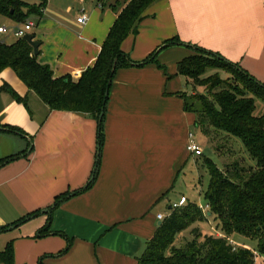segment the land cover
I'll return each instance as SVG.
<instances>
[{
	"label": "crops",
	"instance_id": "0c3cea01",
	"mask_svg": "<svg viewBox=\"0 0 264 264\" xmlns=\"http://www.w3.org/2000/svg\"><path fill=\"white\" fill-rule=\"evenodd\" d=\"M73 3L46 2L41 16L30 18L33 25L26 27L40 42L37 61L54 77L76 80L95 62L117 13L98 0L86 8L85 0L76 9ZM82 9L88 17L84 24L76 20ZM172 37L221 55L264 84V0H158L120 47L141 61ZM193 53L173 44L154 62L116 68L98 149L95 117L50 110L11 68L0 71V86L7 84L23 98L0 91V125L21 131L0 130V159L19 155L0 167V227L11 230L60 194L81 189L98 150L91 186L59 202L48 234H36L38 249L31 255L52 254L45 264H136L162 220L158 214H168L158 205L192 155L186 147L195 114L184 109V98L194 92L188 94L193 88L176 67ZM176 201L167 199V208ZM37 215L32 222L38 233L48 215Z\"/></svg>",
	"mask_w": 264,
	"mask_h": 264
},
{
	"label": "trees",
	"instance_id": "16d2710c",
	"mask_svg": "<svg viewBox=\"0 0 264 264\" xmlns=\"http://www.w3.org/2000/svg\"><path fill=\"white\" fill-rule=\"evenodd\" d=\"M157 1L98 0V5H108L117 16L101 44L95 62L76 80L70 75L54 77L51 68L37 61L32 46L22 37L11 43L0 40V71L11 68L26 88L33 91L50 110L86 113L95 117L97 122L103 110L101 122L98 123L97 139L100 146L102 121L108 100L105 92L108 90L109 94L116 68L154 62L162 49L173 44L192 48L194 53L177 63L176 72L183 75L190 85L193 84L188 79L193 78L194 85L202 86L206 94L195 92L184 98V109L195 114L194 126L204 136H211V140L240 141L248 157L255 162V167L248 165L240 155L225 163L223 168H219L212 159L204 158V166L209 175L207 187L203 191L207 214L188 199L179 207H170L168 214L146 242L136 264H254V253L248 248L234 247L228 238L232 234H239L255 240L257 254L264 257V114H255V99L264 102V84L221 55L182 43L176 37L166 39L143 60H131L120 45L128 35L137 33L146 10ZM46 2L37 0L33 5H28L24 0H0V15L18 26L26 25L30 18L41 16ZM114 59L115 68L111 72ZM207 69L215 71L199 78ZM219 71L227 73L237 82L232 84L221 78ZM1 90L10 92L17 100H23L7 84L1 85ZM194 102H198V106ZM4 128L21 132L13 127ZM214 149L218 153L219 146ZM17 156L1 158L0 167ZM95 173L96 168L81 189L56 197L46 212L47 224L40 229L38 236L48 232L51 213L59 202L87 190ZM37 214H40V210L20 218L15 224L19 225ZM207 216H214L218 221L222 236L202 237L198 228L192 227L195 222L207 219ZM6 228L0 227V231ZM186 231H189L191 238L176 244L179 235ZM0 262L13 264L11 243L8 242L0 251Z\"/></svg>",
	"mask_w": 264,
	"mask_h": 264
},
{
	"label": "rangeland",
	"instance_id": "374dc122",
	"mask_svg": "<svg viewBox=\"0 0 264 264\" xmlns=\"http://www.w3.org/2000/svg\"><path fill=\"white\" fill-rule=\"evenodd\" d=\"M24 1L28 5H33L37 0ZM48 1L56 0H47V2ZM67 1L71 2V4L72 2H74V8L76 9V7L80 6L79 2L81 3V1L84 0ZM95 1L96 0H85V4L83 5L84 8L89 6V3L91 4ZM71 16L74 20V12H72ZM0 26L6 27V31L2 34V39L5 42H9L10 40L16 38L12 31L13 28H16V24L12 22L9 18L0 15ZM20 28L21 30H23V33H27L28 28L26 27V25H22L20 26ZM214 71L215 70L207 69L204 73L200 74L199 78H203L211 73H214ZM219 73L220 77L225 79L226 81L232 84H235L237 82L236 79L232 78L227 73H224L222 71H219ZM188 81L193 84L191 86H195V88H193L195 90L187 89L188 94L192 90L194 93L196 92L203 95L206 94V91L202 86L196 87V85H194L193 78L189 77ZM189 101H191V99H189ZM195 106H198V102L195 103ZM255 106V114H264V102L256 98ZM191 132L195 135V140L202 150V155H190L188 160L182 166L172 190L165 197V200L161 202L157 207L158 210H161L164 213L168 212L169 210L167 208L168 204H166L167 199L178 200L181 195H184L186 198H188L190 202H193L199 207L203 208L204 212L207 214V207L205 204L203 191L207 187L209 175L207 169L204 166V158L212 159L219 168H223L225 163L231 162L234 158H238L240 155L245 159L248 165L255 167V162L248 157L247 152L240 141H234L232 139L211 140V136H204L203 134H201L200 130L194 125L191 128ZM216 146H219L218 153H216L214 149L216 148ZM38 216L39 215L31 218L28 221L26 220L22 222L11 230L0 231V251L5 247L8 242L11 243L13 264H45V260L48 259L47 256L49 257L52 255H50L49 253H44L38 258L34 257V255H31V252L33 250L38 249L37 246L34 249V241L38 239L36 237V234H38L37 230L39 229L34 230V225L36 224V222H32L35 221L33 219H36ZM192 227H197L202 237L210 235H223L220 226L218 225V221L215 220L214 216H207V219L195 222ZM189 238H191L189 231L183 232L179 235L176 244H181L185 239ZM228 241L236 248L243 247L250 249L254 253V264H264V257H261L256 252L255 240L246 238L239 234H232L228 238Z\"/></svg>",
	"mask_w": 264,
	"mask_h": 264
},
{
	"label": "built area",
	"instance_id": "2783aa9c",
	"mask_svg": "<svg viewBox=\"0 0 264 264\" xmlns=\"http://www.w3.org/2000/svg\"><path fill=\"white\" fill-rule=\"evenodd\" d=\"M77 22L84 24L87 22L88 17L87 15L83 12V9L80 11V14L76 17ZM33 22L30 21V19L28 21H26V26H32ZM6 31V27L4 26H0V32L3 33ZM13 34L15 35V37H22L23 30H21L20 28H13L12 29ZM188 143H187V151L194 155V156H200L202 155V150L200 148V146L197 144L194 134L192 132H188ZM187 201V198L185 196H180L179 199L176 202H173L170 204V207H179L181 205H183L185 202ZM159 219H162L163 216L161 214H158L157 216Z\"/></svg>",
	"mask_w": 264,
	"mask_h": 264
},
{
	"label": "water",
	"instance_id": "95a60500",
	"mask_svg": "<svg viewBox=\"0 0 264 264\" xmlns=\"http://www.w3.org/2000/svg\"><path fill=\"white\" fill-rule=\"evenodd\" d=\"M22 39L23 40H25V41H27L31 46H32V51H33V55H37L38 54V47H39V45H40V42L39 41H37V40H35L34 39V36L31 34V33H24L23 35H22ZM115 62H116V59H114V61H113V64H112V68H111V72H113L114 71V68H115ZM108 95V90L105 92V96H107ZM102 115H103V110L100 112V114H99V117H98V123H100L101 122V119H102ZM0 130H7L6 128H4V127H1L0 126ZM99 148V146H97V149ZM29 150V149H28ZM98 150H97V157H96V162L98 161ZM95 168H96V165L94 166V168H93V172H94V170H95ZM91 177H92V175H91ZM90 177V178H91ZM48 211V208H46V209H44V210H42V211H40V213H46ZM160 224V222L158 223V225ZM13 226H15V225H13ZM12 227V226H11ZM11 227H8V228H11ZM7 228V229H8Z\"/></svg>",
	"mask_w": 264,
	"mask_h": 264
}]
</instances>
